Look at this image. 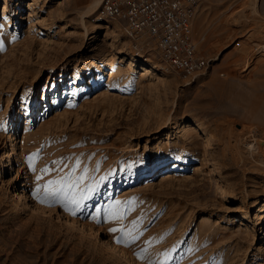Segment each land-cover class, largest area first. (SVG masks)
Here are the masks:
<instances>
[{
    "label": "rangeland",
    "instance_id": "obj_1",
    "mask_svg": "<svg viewBox=\"0 0 264 264\" xmlns=\"http://www.w3.org/2000/svg\"><path fill=\"white\" fill-rule=\"evenodd\" d=\"M91 1L0 0V264H264V166L236 143L264 141V0H201L210 66L188 85L119 24L84 31ZM81 177L97 190L76 215L33 194Z\"/></svg>",
    "mask_w": 264,
    "mask_h": 264
},
{
    "label": "built area",
    "instance_id": "obj_2",
    "mask_svg": "<svg viewBox=\"0 0 264 264\" xmlns=\"http://www.w3.org/2000/svg\"><path fill=\"white\" fill-rule=\"evenodd\" d=\"M201 0H102L93 24H119L135 54L153 52L165 72L187 83L204 75L210 60L199 52L194 20Z\"/></svg>",
    "mask_w": 264,
    "mask_h": 264
},
{
    "label": "snow or ice",
    "instance_id": "obj_3",
    "mask_svg": "<svg viewBox=\"0 0 264 264\" xmlns=\"http://www.w3.org/2000/svg\"><path fill=\"white\" fill-rule=\"evenodd\" d=\"M3 25H0L2 28ZM72 106V105H70ZM36 155V154H34ZM31 160V157L29 158ZM55 163V161L53 162ZM35 171V168H32ZM43 173H47L49 171L48 168H44L41 170ZM37 181L41 179V176L36 177ZM82 177L76 181H67L65 182L63 179L61 181H50L48 184L43 186V189L40 186H37L35 192L33 193L36 198L42 204H51L59 203L61 207L69 212L71 215H76L77 212H83L85 208V201L92 199V194L96 192L97 187L88 185L83 188L80 187ZM51 185H60L59 187H51ZM43 192V195H41ZM117 204L120 202L117 201ZM99 209H97V216H93L94 220L98 219ZM105 219L109 222H122L124 220V215L115 209H108L105 211ZM112 233H119L117 236L116 242L122 243L125 246H131L134 244L140 237L141 233L134 232L131 228H125L121 226L119 228L113 227L109 229ZM143 251V250H142ZM138 258L144 259L143 255L137 254ZM152 264V262H149Z\"/></svg>",
    "mask_w": 264,
    "mask_h": 264
},
{
    "label": "bare ground",
    "instance_id": "obj_4",
    "mask_svg": "<svg viewBox=\"0 0 264 264\" xmlns=\"http://www.w3.org/2000/svg\"><path fill=\"white\" fill-rule=\"evenodd\" d=\"M102 0H92L89 5L86 7L87 9H85V11H83L82 13H80V24H82L81 26L83 27V30H87L86 24H93L91 21L87 23L86 19L87 18H91L92 15H94L96 9L99 7V5L101 4ZM253 8V6H252ZM7 10V7L5 6V3L3 5V9L2 12L5 13ZM252 10V9H251ZM258 10V9H257ZM256 8L254 9V14L255 16L258 15ZM251 11V12H252ZM253 14V13H251ZM3 15V14H2ZM254 16V15H253ZM261 17V16H260ZM28 20L29 22L32 24L30 26H33V24H39L42 27H46V23L41 17H38L34 12H29L28 14ZM262 19V18H261ZM259 21V19H258ZM257 21V22H258ZM261 21V20H260ZM113 24V23H112ZM115 24V23H114ZM259 24V23H257ZM49 26V25H48ZM106 26V25H105ZM116 26H118L116 24ZM104 29H109L111 30V27H102ZM48 29V27H47ZM49 30V29H48ZM51 30V29H50ZM86 35V34H85ZM84 35V36H85ZM32 38V37H31ZM124 45V44H123ZM121 49V48H120ZM124 49V48H123ZM118 55L121 56V58H124L125 61L127 62L128 66H132L135 65L137 66V68H139L140 71L145 73H150L151 71H154V69L156 68V66L154 64H140L139 61H137L135 59L134 55H131L130 53H126L125 50L124 51H117ZM154 54H151V56L153 57ZM150 56V57H151ZM141 58V57H140ZM150 59V58H149ZM147 61V60H146ZM147 75V74H146ZM190 83H186L185 85H188ZM247 133V132H246ZM251 131H248V134L250 135ZM247 134V135H248ZM236 143L238 144V149L240 148L242 151L247 153V156L250 157L253 161H255L254 159V155H260V159L261 161L259 162L260 165L264 166V141H262V139H256L255 135L250 136H243V137H239L237 136L236 138ZM241 153V152H240ZM257 161V160H256ZM240 227V226H239ZM225 228V227H224ZM241 230V229H239ZM238 230V231H239ZM235 231V230H234ZM240 232V231H239ZM245 232V231H244ZM247 232V231H246ZM243 234V231L241 232ZM245 234V233H244ZM246 235V234H245ZM246 237H248V235H246ZM244 237V239L246 238ZM200 250V249H199ZM202 252V251H200ZM197 256V253L195 255V257ZM199 256V254H198Z\"/></svg>",
    "mask_w": 264,
    "mask_h": 264
}]
</instances>
